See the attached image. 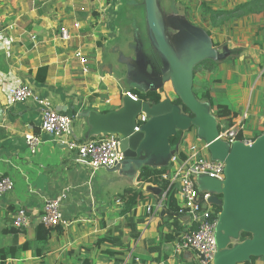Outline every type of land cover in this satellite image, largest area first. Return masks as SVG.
<instances>
[{
  "label": "crops",
  "instance_id": "crops-1",
  "mask_svg": "<svg viewBox=\"0 0 264 264\" xmlns=\"http://www.w3.org/2000/svg\"><path fill=\"white\" fill-rule=\"evenodd\" d=\"M169 1L167 9L174 13L169 22L159 0H155L156 15L181 63L194 70L201 65L193 87L201 94L210 90L212 103L201 96L199 103L216 120L220 132L245 119L239 143L245 144V139L255 142L264 136V13H248L213 25L205 5L232 10L252 0H182L181 7L176 0ZM195 7L202 20H191ZM135 15L139 24L134 22ZM216 19L222 21L226 16ZM144 23L147 31L146 0H0V107L4 110L0 178L10 176L15 181L13 190L0 195V264H199L193 251L177 254L174 241L161 244L162 234L173 228L171 213L159 206L163 191L141 183L139 175L143 166L171 165L174 155L184 158L193 147L215 159L202 126L191 123L182 129L189 116L181 109L166 118L147 117L141 129L150 137L149 149L139 158L127 159L119 169L92 173L75 162V153L61 139L43 134V143L32 153L25 135L40 134L41 107L32 101L12 103L8 99L11 87L32 86L49 97L56 109L73 117V133L65 140L78 141L90 138L88 114L120 109L126 91L156 90L163 99L173 101L180 89L168 60V69L161 63L158 73L151 72L150 65L142 69L139 34ZM63 27L72 34L68 41L61 38ZM168 28L180 40L193 43L176 42L179 53L167 37ZM147 50L152 52L150 42ZM78 51L87 57V64L80 62ZM178 130L183 131L182 139L172 147L170 137ZM198 181L201 189L223 197L216 182L204 177ZM131 186L142 189L150 200L126 220L117 196ZM63 194L68 225L57 226L43 242L36 230L42 207ZM147 205L153 206L151 221ZM20 207L33 217L32 225L22 230L13 227ZM179 221L185 229L189 219L179 216ZM109 229L115 242L95 246ZM222 231L230 237L229 248L243 242V230L236 225L227 223ZM108 250L120 253L110 256ZM1 254H6L4 260ZM256 264H264V257H257Z\"/></svg>",
  "mask_w": 264,
  "mask_h": 264
},
{
  "label": "built area",
  "instance_id": "built-area-1",
  "mask_svg": "<svg viewBox=\"0 0 264 264\" xmlns=\"http://www.w3.org/2000/svg\"><path fill=\"white\" fill-rule=\"evenodd\" d=\"M71 32L67 27L61 28V38L70 40ZM80 62L87 64V57L80 51L77 52ZM87 69V68H85ZM125 97L138 101L139 98L131 91H126ZM8 99L10 102L32 101L42 110V121L40 124V134L28 133L25 135L26 143L32 153H36L43 143V134L63 140L70 150L75 153V162L82 164L92 171L100 169H119L127 160L122 151L121 143L123 137L120 134L98 135L84 141L75 139L65 140L73 133L74 119L66 113L55 108L51 99L39 94L32 86L24 83L17 84L9 89ZM147 115L142 113L138 117V125L135 131H140L142 122H146ZM245 119L239 124L220 132V137L230 146L242 141L239 135L245 130ZM63 138V139H62ZM245 144H252L251 140H244ZM172 169L163 177L176 184L178 187L177 198L181 206V216H186L189 221L187 227L181 233L179 239L174 244V252L179 254L185 251L196 253L199 264H215L217 255L221 251L218 242L217 228L219 216H215L214 193L203 190L199 186V177L210 178L221 182L222 186L226 180L225 161L209 158L203 154L202 149L193 147L190 154L181 158L174 155L171 159ZM142 183V182H141ZM15 181L10 176L0 178V195L6 191L13 190ZM165 193L159 199V206H163ZM66 195L51 200H47L39 216L40 224L48 227L68 225V220L64 217L62 203ZM149 220H153V206L147 205ZM33 217L25 207H20L14 217L13 227L22 230L31 226Z\"/></svg>",
  "mask_w": 264,
  "mask_h": 264
},
{
  "label": "water",
  "instance_id": "water-1",
  "mask_svg": "<svg viewBox=\"0 0 264 264\" xmlns=\"http://www.w3.org/2000/svg\"><path fill=\"white\" fill-rule=\"evenodd\" d=\"M146 12L149 26L158 47L161 49L179 81L180 98L193 115H188L187 128L191 123L202 126L208 133L209 145L215 159L226 162V180L222 186L223 198L214 195V201L223 204L217 228L221 251L215 264H241L252 256L264 257V136L250 145L235 143L230 146L220 137L216 120L196 98L194 68H186L169 46L155 10V0H146ZM180 106L166 97L159 103H150L130 97L124 98L123 106L107 113H89L90 138L98 135L120 134L123 139L122 151L127 159L139 158L150 147V137L144 130L135 131L138 117L145 113L152 119L170 117ZM182 111V109H181ZM4 110L0 107V124ZM230 223L239 229L251 233L252 238L243 241L234 248H229L230 237L222 231L223 225ZM225 249V250H223Z\"/></svg>",
  "mask_w": 264,
  "mask_h": 264
},
{
  "label": "trees",
  "instance_id": "trees-1",
  "mask_svg": "<svg viewBox=\"0 0 264 264\" xmlns=\"http://www.w3.org/2000/svg\"><path fill=\"white\" fill-rule=\"evenodd\" d=\"M207 10L212 13L211 20L213 25H221L223 24L227 19L232 17H239L244 14L253 13H264V0L256 1L252 0L245 4L238 5L235 7V9L232 10H213L207 5H205ZM242 13H238V12ZM225 14L226 19H223L222 21H217L216 18H219L221 15ZM201 65L197 66L194 70V74L196 75L198 73V69ZM46 73L47 68L43 67L41 68ZM194 94L196 98L200 99V96L203 97V99H206L209 101V103H212V97H211V91L210 90H203V94L198 91L196 87H193ZM133 93L141 100L150 102V103H159L163 100V96L156 90H140L135 89ZM173 103L177 106H180L182 111L188 115H193L190 109L183 103L182 99L180 97H176L173 99ZM183 131L178 130L175 135H172L170 137V143L172 147H176L179 142L182 139ZM94 138V137H91ZM239 138L242 139V135H239ZM173 165H167L162 167H153L149 165H145L141 168L140 175H139V181L142 183H150L157 187H159L163 193H165V197L163 200V206L167 208V210L171 213L169 216V219H172L173 228L168 233L162 234L161 244L164 242H176L181 233L183 232L184 228L181 226L179 221V216H181V206L179 204L177 193H178V187L176 184H170V181L165 179L163 177L164 174H168L170 170L172 169ZM120 201L123 202L122 210L120 211L121 215L125 217L126 220H129V214L132 211H135L138 206L144 202H147L150 200V196L146 195L142 189H139L135 186L127 187L121 194L117 196ZM223 198V197H222ZM221 198V199H222ZM223 210V205L219 204L215 206V216H219L220 213ZM103 226L106 227V224L103 223ZM58 229L57 226L55 227H48L43 224H38L36 226L37 230V237L39 240L46 242L49 239L50 233L52 230ZM138 236V233L137 235ZM253 235L251 233L243 231L241 234V241H245L249 238H252ZM115 242V239L113 237L112 230L109 229L108 235L104 237H99L96 242L95 246H100L103 242ZM26 247L29 246V244L25 245ZM107 253L110 256H116L120 253V251L115 250H108ZM6 254H1L2 259L4 260ZM257 256H252L250 260H247L243 262L242 264H256ZM121 260L116 259V262L119 263Z\"/></svg>",
  "mask_w": 264,
  "mask_h": 264
},
{
  "label": "rangeland",
  "instance_id": "rangeland-1",
  "mask_svg": "<svg viewBox=\"0 0 264 264\" xmlns=\"http://www.w3.org/2000/svg\"><path fill=\"white\" fill-rule=\"evenodd\" d=\"M181 3H183L182 0H176V4H178V7H181ZM158 5H160V8H161L162 12L164 11V13H165L164 16L167 18V20L169 22V19L174 14L173 10H168L167 9V7L170 6V1L169 0H159ZM190 12H191V15H193V16L196 15L195 17L192 16L191 20H193V21L202 20L201 12L198 10V7H195L194 11H190ZM136 15L134 16L135 17L134 18V22L139 24V20H138ZM260 19L258 21H260ZM142 26H144L143 27V31L139 34L140 43L143 46V58H142V63L143 64H142V69H144V67L146 65V70H147L148 66L150 65L151 72L158 73V70L160 71V66H161L160 64L161 63L165 66L164 70L168 69V63L166 61L167 59L163 55V53L159 50V47H158V45H157V43L155 41V38H154V35L152 33L151 28L148 27V29L146 31V27H145L146 23L142 24ZM136 28H138V32L141 30V26L137 25ZM147 33H149L150 37H147ZM167 37L170 39V42H171L173 48L176 49L179 53H180V50L178 49V46H177L176 42L185 43V44H192L193 43V42H190L188 40H182V39L180 40L179 37L174 32H172L169 28L167 29ZM148 42H150V44L152 45V52L151 51L149 52V50H147V43ZM163 61H164V63H163ZM220 197L222 198V194H220Z\"/></svg>",
  "mask_w": 264,
  "mask_h": 264
}]
</instances>
